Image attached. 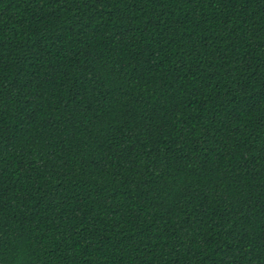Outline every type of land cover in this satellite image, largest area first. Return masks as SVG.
<instances>
[{
    "label": "trees",
    "instance_id": "16d2710c",
    "mask_svg": "<svg viewBox=\"0 0 264 264\" xmlns=\"http://www.w3.org/2000/svg\"><path fill=\"white\" fill-rule=\"evenodd\" d=\"M0 264H264V0H0Z\"/></svg>",
    "mask_w": 264,
    "mask_h": 264
}]
</instances>
